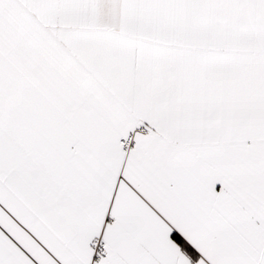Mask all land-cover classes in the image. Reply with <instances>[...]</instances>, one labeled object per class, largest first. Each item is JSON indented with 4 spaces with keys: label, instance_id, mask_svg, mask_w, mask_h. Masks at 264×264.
<instances>
[{
    "label": "snow or ice",
    "instance_id": "obj_1",
    "mask_svg": "<svg viewBox=\"0 0 264 264\" xmlns=\"http://www.w3.org/2000/svg\"><path fill=\"white\" fill-rule=\"evenodd\" d=\"M0 264H264V0H0Z\"/></svg>",
    "mask_w": 264,
    "mask_h": 264
}]
</instances>
